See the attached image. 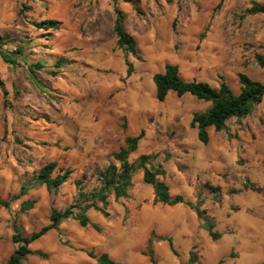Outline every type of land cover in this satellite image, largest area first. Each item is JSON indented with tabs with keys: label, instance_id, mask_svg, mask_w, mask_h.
<instances>
[{
	"label": "rangeland",
	"instance_id": "374dc122",
	"mask_svg": "<svg viewBox=\"0 0 264 264\" xmlns=\"http://www.w3.org/2000/svg\"><path fill=\"white\" fill-rule=\"evenodd\" d=\"M250 1L0 0V52L18 64L0 57V199L33 183L49 162L57 163L52 176L72 171L56 191L36 186L9 208L0 205V264L17 247L14 214L29 235L49 223L51 207L73 204L78 188L88 196L96 193L98 172L110 163L118 166L113 154L126 136L140 130L144 136L128 162L157 153L152 164L165 171L157 179L172 196L192 204L202 200L221 237L213 241L186 205L153 204L152 187L139 171L126 198L107 195L108 216L86 212L98 230L82 228L70 217L59 231L29 245L47 259L29 255L22 264H96L84 252L91 250L121 264H151L143 252L152 232L171 237L177 251L174 256L167 242H155L157 264H186L191 250L199 264H264V96L250 115L230 119L220 132L210 129L208 143L202 144L190 121L209 103L174 93L160 102L152 81L170 63L187 81L218 88L222 77L235 94L239 73L264 84V68L255 61L264 53V15L239 17ZM115 8L123 12L124 30L137 43L138 57L128 55L134 69L128 78L123 52L115 45ZM49 19L59 22L57 29L34 26ZM19 46L21 55H16ZM60 59L64 63L56 68ZM38 62L44 91L32 84L27 70ZM26 200L34 207L19 213Z\"/></svg>",
	"mask_w": 264,
	"mask_h": 264
},
{
	"label": "trees",
	"instance_id": "16d2710c",
	"mask_svg": "<svg viewBox=\"0 0 264 264\" xmlns=\"http://www.w3.org/2000/svg\"><path fill=\"white\" fill-rule=\"evenodd\" d=\"M124 2H132V0H123ZM115 19L113 24V30L116 34L115 45L116 48L122 50L123 61L126 67L125 78L132 75L134 69L133 64L128 60V55L134 57L137 56V43L135 39L128 34L123 27L124 14L121 10L115 8ZM20 13H22L20 11ZM264 15V5L258 3L255 0L249 2V6L239 16L243 19L246 15ZM34 23V22H33ZM59 22L56 20H42L38 23H34V26L42 30L57 29ZM174 28V23L172 24ZM204 33L200 35V40L204 37ZM22 48L16 47L14 50L16 55H21ZM0 57L3 62L16 67L18 64L16 60L0 52ZM256 64L260 68H264V53L256 56ZM64 63V59H60L55 64L56 68H60ZM43 68L41 63L29 64L27 70L30 74V80L40 91L45 89V85L41 82L36 71ZM52 75H57V72H50ZM220 83L218 88L210 86L203 81L184 80L179 72V68L175 64L167 63L164 65L163 72L155 73L152 77L153 84L155 86V97L158 101L162 102L169 93H174L177 97L184 95H190L198 100L209 103L207 109L203 112H196L192 115L190 126L196 129L197 140L202 144H207L209 141V130L213 129L215 132H220L225 129L227 121L232 118H243L251 114L254 107L261 103L264 96V84L251 79L244 73L238 74L239 93L235 94L226 81L219 77ZM5 95L6 92L3 91ZM144 136V130L136 136H126L124 139V146L121 147L116 153L113 154L114 160L118 162V166L110 163L103 170L98 172L100 180V187L98 191L90 196L78 188L76 201L64 208L63 210H57L54 207L50 208L49 223L40 227L38 230L31 232L29 235H24L18 223V214H14L13 221V235L12 242L17 244V247L10 254L8 259L2 264H22L23 260L29 256L34 255L41 259H47V255L41 251H34L29 248V245L44 236L51 230L59 231L62 221L73 217L77 220L80 227L85 228L91 225L92 228L97 229V226L91 224L86 212L89 209H93L100 212L103 216H108L105 211L107 195L113 194L115 199L126 198L128 191L132 187V177L139 171H142V181L144 184L152 187L153 190V204H162L166 206H175L183 204L192 209L200 221V227L208 236L216 241L221 237V233L214 231V220L207 215L205 209L201 208L202 200H198L195 204L186 201L181 195L172 196L169 191V187L163 182L157 179V176H163L165 174L164 169L160 164H152L157 158L158 154H141L133 162H128V157L133 153L137 147L139 141ZM57 167V163L49 162L44 165L35 175L33 183L21 184L19 192L16 195L10 196L8 200H1L0 205L9 208L11 202L18 200L20 197L25 196L30 188L44 185L47 191H56L61 185L66 183L69 175L72 173L70 169H66L62 173H56L52 176ZM206 188L214 191H219L218 188H214L209 185H205ZM98 202L102 203V206L97 205ZM35 202L32 200H26L21 202L19 207V213H24L31 210L34 207ZM165 241L168 244L169 250L174 256H177V251L173 246L171 237L166 236H151L147 240L146 248L143 255L146 256L151 264H157V260L154 255L153 244L155 242ZM85 254L95 260L96 264H121L111 258L106 253L96 255L92 250L84 251ZM219 261L216 264H221ZM186 264H199L197 254L191 250L188 253Z\"/></svg>",
	"mask_w": 264,
	"mask_h": 264
},
{
	"label": "crops",
	"instance_id": "0c3cea01",
	"mask_svg": "<svg viewBox=\"0 0 264 264\" xmlns=\"http://www.w3.org/2000/svg\"><path fill=\"white\" fill-rule=\"evenodd\" d=\"M163 72V71H162ZM178 205H181V204H178Z\"/></svg>",
	"mask_w": 264,
	"mask_h": 264
}]
</instances>
